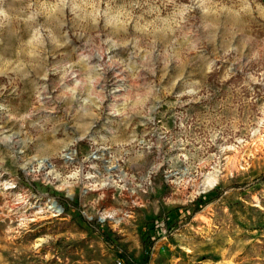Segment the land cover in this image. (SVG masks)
Segmentation results:
<instances>
[{
  "label": "rangeland",
  "instance_id": "rangeland-1",
  "mask_svg": "<svg viewBox=\"0 0 264 264\" xmlns=\"http://www.w3.org/2000/svg\"><path fill=\"white\" fill-rule=\"evenodd\" d=\"M118 259L264 264V0H0V264Z\"/></svg>",
  "mask_w": 264,
  "mask_h": 264
},
{
  "label": "trees",
  "instance_id": "trees-1",
  "mask_svg": "<svg viewBox=\"0 0 264 264\" xmlns=\"http://www.w3.org/2000/svg\"><path fill=\"white\" fill-rule=\"evenodd\" d=\"M157 224L158 221L156 219H151L146 222L145 228L147 232V238L144 241V255L146 260H149L151 257V246L153 245L151 232L152 230H155L157 228ZM102 236L105 238L106 241H111L108 235H104V233H102Z\"/></svg>",
  "mask_w": 264,
  "mask_h": 264
},
{
  "label": "built area",
  "instance_id": "built-area-1",
  "mask_svg": "<svg viewBox=\"0 0 264 264\" xmlns=\"http://www.w3.org/2000/svg\"><path fill=\"white\" fill-rule=\"evenodd\" d=\"M116 264H136V263L125 262V261H123L122 259H118V260L116 261Z\"/></svg>",
  "mask_w": 264,
  "mask_h": 264
},
{
  "label": "crops",
  "instance_id": "crops-1",
  "mask_svg": "<svg viewBox=\"0 0 264 264\" xmlns=\"http://www.w3.org/2000/svg\"><path fill=\"white\" fill-rule=\"evenodd\" d=\"M82 63H84V62H82ZM81 67H83V66H81ZM77 102V101H76ZM83 105V104H82ZM79 113V115L83 118L84 117V114L83 113H81V112H78ZM86 125V122L84 123H81V125H80V127L81 126H85ZM4 141H5V138H4Z\"/></svg>",
  "mask_w": 264,
  "mask_h": 264
},
{
  "label": "bare ground",
  "instance_id": "bare-ground-1",
  "mask_svg": "<svg viewBox=\"0 0 264 264\" xmlns=\"http://www.w3.org/2000/svg\"><path fill=\"white\" fill-rule=\"evenodd\" d=\"M211 182H212V180L210 178L206 180L207 184H211Z\"/></svg>",
  "mask_w": 264,
  "mask_h": 264
}]
</instances>
